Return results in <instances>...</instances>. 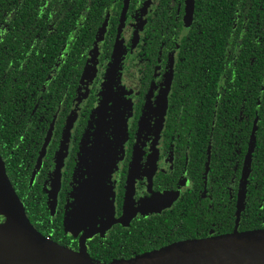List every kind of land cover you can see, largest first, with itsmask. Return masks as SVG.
I'll return each instance as SVG.
<instances>
[{
    "label": "flooded vegetation",
    "instance_id": "obj_1",
    "mask_svg": "<svg viewBox=\"0 0 264 264\" xmlns=\"http://www.w3.org/2000/svg\"><path fill=\"white\" fill-rule=\"evenodd\" d=\"M57 1L48 9L42 0L37 14L45 21ZM81 4L89 15L74 17L63 41L55 16L41 25L0 24V157L26 180L16 191L36 231L108 262L264 228V148L254 142L248 153V109L231 114L233 95L240 104L247 91L234 81L238 49L227 40L222 56L199 55L202 44L216 51L196 40L194 0ZM89 172L111 191L110 220L81 223L77 213V227L68 229Z\"/></svg>",
    "mask_w": 264,
    "mask_h": 264
},
{
    "label": "trees",
    "instance_id": "obj_2",
    "mask_svg": "<svg viewBox=\"0 0 264 264\" xmlns=\"http://www.w3.org/2000/svg\"><path fill=\"white\" fill-rule=\"evenodd\" d=\"M41 1L0 0V24L14 26L24 24L30 26V23L35 19V24L41 25L42 22L49 23V17L52 19L55 16L57 39L63 41L67 28L69 27L70 29L74 24V17L81 15L86 17L89 15V11L87 12L82 8V0H58L57 11L52 15L51 10H49L47 15L51 16L44 21V15L37 14ZM119 6L120 0L113 4L112 0H100L98 8L107 9L108 7L117 8ZM47 8H50L49 0ZM194 18L192 24L198 26L199 30L196 40L215 43L213 50L216 51V54L209 53L210 47L202 44L199 47L200 56H222L221 51L227 40L232 42L231 48L235 47L238 49L234 60V81L240 83L241 86L247 84V91L243 95L238 96L243 97V103L240 104L236 103L237 97L233 95L231 114H236L238 106L248 109L249 142L254 123L252 148L254 142L257 147L262 145L264 148V0H194ZM27 38L23 39L29 40ZM205 50H207L206 54L204 53ZM31 71L32 67L25 68L26 76H24V79L28 76V72ZM18 81H21V78L17 80L16 85H18ZM233 121L234 119H232V123ZM243 148L244 146H242ZM258 152L257 149L253 152V166ZM3 166L5 174L19 200L16 190L18 187H25L27 184L26 180L23 178L20 182L19 177L17 178L11 172L9 173L7 165L3 163ZM19 202L21 203L20 200ZM22 209L28 220L23 206ZM28 222L30 223L29 220ZM31 226L33 227L32 224ZM87 257L93 263H103L92 259L88 255Z\"/></svg>",
    "mask_w": 264,
    "mask_h": 264
},
{
    "label": "water",
    "instance_id": "obj_3",
    "mask_svg": "<svg viewBox=\"0 0 264 264\" xmlns=\"http://www.w3.org/2000/svg\"><path fill=\"white\" fill-rule=\"evenodd\" d=\"M253 130L254 123L249 154ZM57 173L58 169L51 179L53 185ZM0 215V264H264V228L180 240L127 259L93 263L85 253L48 241L31 226L1 159Z\"/></svg>",
    "mask_w": 264,
    "mask_h": 264
},
{
    "label": "rangeland",
    "instance_id": "obj_4",
    "mask_svg": "<svg viewBox=\"0 0 264 264\" xmlns=\"http://www.w3.org/2000/svg\"><path fill=\"white\" fill-rule=\"evenodd\" d=\"M117 139L118 141L122 140L121 133L117 134ZM114 141L115 137L112 142ZM107 146V139L97 145V153L101 156V160L106 159V152L108 151ZM89 173L90 176L87 180L79 185L81 187H78V192L77 190L75 191L76 204L70 214V217L66 220V226L68 229H74L77 227V221L74 220L77 213H80L81 215V223L85 220V222H89L90 224V222H92L97 216L101 217L99 224L110 220L112 198L111 191L109 188L104 186L103 178L95 177L92 172ZM99 183H101V185ZM131 207L132 206L128 203V200L125 199V213H128L127 211H130L132 209Z\"/></svg>",
    "mask_w": 264,
    "mask_h": 264
}]
</instances>
